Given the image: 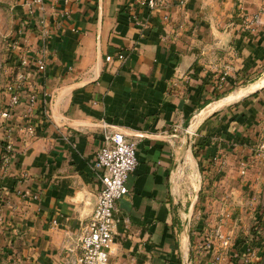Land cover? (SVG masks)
Masks as SVG:
<instances>
[{"label": "crops", "instance_id": "0c3cea01", "mask_svg": "<svg viewBox=\"0 0 264 264\" xmlns=\"http://www.w3.org/2000/svg\"><path fill=\"white\" fill-rule=\"evenodd\" d=\"M41 15L53 33L37 107L26 114L21 102L10 119L24 263L61 264L77 244L101 185L93 161L102 132L120 128L137 142V165L116 202L107 264H182L179 159L198 149L200 161L223 154L234 164L249 151L264 112V0H171L156 11L139 0H46L35 23ZM246 78L262 79L251 85L258 93L229 106Z\"/></svg>", "mask_w": 264, "mask_h": 264}, {"label": "rangeland", "instance_id": "374dc122", "mask_svg": "<svg viewBox=\"0 0 264 264\" xmlns=\"http://www.w3.org/2000/svg\"><path fill=\"white\" fill-rule=\"evenodd\" d=\"M25 1L0 0V110L6 99L4 86L14 75L9 69V60L14 56L8 48L9 42L20 35L29 38L26 33L34 31V25L31 28L27 24L24 32L21 30L23 20L33 21ZM258 76L264 79V75ZM247 80L250 78L236 85L232 94L239 91L241 95L230 100L229 106L240 103L242 97L247 99L258 93H251V85L261 80L250 86L246 85ZM237 100L239 102L234 103ZM1 133L0 129V137ZM252 140L249 151L234 155V164L223 154L200 161L196 154L198 149L193 151V158L182 155L179 159L176 206L178 220L184 223L189 241L187 254L181 257L182 264H195L194 253L197 264H264V186L260 170L264 165V112L257 127L252 129ZM3 154L0 143V264L17 261L26 264L28 255L24 251L27 249L17 239L15 224L20 215L16 199L24 196L12 186L13 177L9 175V163ZM251 166L254 168L250 169ZM67 249L63 248L61 264Z\"/></svg>", "mask_w": 264, "mask_h": 264}, {"label": "built area", "instance_id": "2783aa9c", "mask_svg": "<svg viewBox=\"0 0 264 264\" xmlns=\"http://www.w3.org/2000/svg\"><path fill=\"white\" fill-rule=\"evenodd\" d=\"M45 1H25L24 5L30 8L31 19L37 13L44 11ZM139 2L150 11H156L165 7L171 0H139ZM178 3L183 5L184 0H178ZM167 17L164 15L165 20ZM33 22L34 20L30 23L23 20L21 30L24 32L27 25H31V28L34 25L36 38L34 44L25 35H20L8 45L14 55L13 59L9 60V69L14 75L4 86L3 93L6 99L0 110V129L2 131L0 143L3 144V157L7 163H10L13 152L15 127L11 124L10 119L14 109L22 102L26 114L35 110L38 94L34 89V81L47 69L46 54L53 33L52 26L47 24L42 15L36 23ZM123 58L122 53L116 56L117 60ZM112 59L110 55L105 57L106 61H112ZM26 132L29 134L34 132V126L30 122L27 123ZM101 138V145L97 149L93 161V168L97 172L101 184L96 194L95 208L92 215L82 224L77 244L73 248L67 249L63 264H107L112 251L116 202L129 191L126 182L129 174L137 165V142L127 137L120 128H105ZM14 264L22 263L17 261Z\"/></svg>", "mask_w": 264, "mask_h": 264}, {"label": "water", "instance_id": "95a60500", "mask_svg": "<svg viewBox=\"0 0 264 264\" xmlns=\"http://www.w3.org/2000/svg\"><path fill=\"white\" fill-rule=\"evenodd\" d=\"M95 204H96V197H95V199L93 200V204H92V206H91V208H90V211H89V213L87 214V216L88 217H90L91 215H92V213H93V211H94V208H95ZM188 259H190V254L188 253Z\"/></svg>", "mask_w": 264, "mask_h": 264}, {"label": "bare ground", "instance_id": "6f19581e", "mask_svg": "<svg viewBox=\"0 0 264 264\" xmlns=\"http://www.w3.org/2000/svg\"><path fill=\"white\" fill-rule=\"evenodd\" d=\"M236 96V95H235ZM226 99H229V97H227ZM225 100V99H224ZM226 101H228V100H226ZM220 103V102H219Z\"/></svg>", "mask_w": 264, "mask_h": 264}]
</instances>
